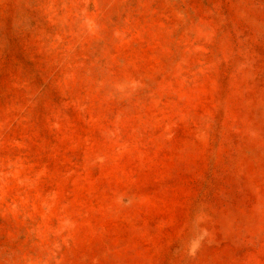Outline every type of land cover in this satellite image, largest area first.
<instances>
[{
    "label": "rangeland",
    "instance_id": "rangeland-1",
    "mask_svg": "<svg viewBox=\"0 0 264 264\" xmlns=\"http://www.w3.org/2000/svg\"><path fill=\"white\" fill-rule=\"evenodd\" d=\"M0 264H264V0H0Z\"/></svg>",
    "mask_w": 264,
    "mask_h": 264
}]
</instances>
